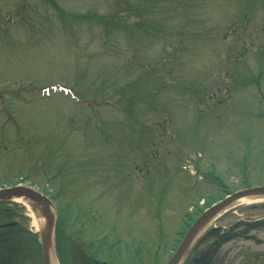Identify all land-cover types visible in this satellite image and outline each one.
<instances>
[{
    "label": "rangeland",
    "instance_id": "obj_1",
    "mask_svg": "<svg viewBox=\"0 0 264 264\" xmlns=\"http://www.w3.org/2000/svg\"><path fill=\"white\" fill-rule=\"evenodd\" d=\"M15 183L55 204L59 264H165L191 217L264 187V0H0V187ZM0 216L41 264L31 210ZM246 218L261 243L226 242L228 264H264V200L213 224Z\"/></svg>",
    "mask_w": 264,
    "mask_h": 264
},
{
    "label": "flooded vegetation",
    "instance_id": "obj_2",
    "mask_svg": "<svg viewBox=\"0 0 264 264\" xmlns=\"http://www.w3.org/2000/svg\"><path fill=\"white\" fill-rule=\"evenodd\" d=\"M5 187H9V186H2L0 187V189L5 188ZM9 201L11 200H8V201L0 200V206L4 205L5 202H9ZM204 210L199 211L200 213L195 215V217H191V219L188 222H185L184 228H183L184 230L180 231V234H181L180 238L185 234L190 224ZM3 213L5 214V208L3 209ZM1 217L2 216H0V219ZM214 220H212V222L203 229V231L201 232V234L199 235V237L194 242L193 246L191 247V249L185 256L182 264H207V263L208 264H222L223 261L226 262L225 264H228L227 263L229 262L228 258L224 256H221L220 258L217 257L218 253H220L222 250L221 247L223 244H225L226 242L230 240L236 239L238 237H243V239H246V240H254L256 239L258 235H260L257 232L259 219H254V220H248L247 218L243 220L238 219V221H236L235 223H232L233 224L232 226L230 224H227V225L213 224ZM15 226H16L15 222H10V223L5 224L4 222L0 221V264H25L27 258L29 259L28 261H30V263L32 262L31 264H36L35 261H31L33 257L31 258L32 254L28 252L29 250L25 249L24 247H21L20 245L22 243H20L19 240L14 242V244L17 245V247H14L13 240H10L8 235L5 233L6 227L11 228ZM234 228L236 230H234ZM54 231L55 233L53 234V239H54L53 241H54V249L56 252L57 249H56V239H55L56 238L55 228H54ZM261 233L262 235H264V231L263 232L261 231ZM68 236L70 237V235ZM255 241L258 244L261 243V239H256ZM178 242L179 240H177V243ZM10 244H13V245L10 246ZM109 244H112V243H109ZM40 247H41V244H40ZM114 250H117V249H114ZM174 250L175 248H173L172 252H170V255L168 259L166 260V262L169 260L171 255L174 253ZM82 251L84 254H86L83 248H82ZM254 256H255L254 258H256V254ZM35 258L36 256L34 255V259ZM244 258H246L245 255H243L241 259L238 261H241ZM116 259H118V255ZM55 260H56V264H59L58 258L56 256H55ZM84 260H86L88 263L92 262L94 264H112L111 260H109L108 257H105V261H102L101 263L100 261H98L97 259L93 257H90V259L89 258L85 259V256H84ZM108 261H110V263ZM41 264H43L42 263V250H41ZM237 264L239 263L237 262Z\"/></svg>",
    "mask_w": 264,
    "mask_h": 264
},
{
    "label": "water",
    "instance_id": "obj_3",
    "mask_svg": "<svg viewBox=\"0 0 264 264\" xmlns=\"http://www.w3.org/2000/svg\"><path fill=\"white\" fill-rule=\"evenodd\" d=\"M249 195L264 196V187H252L235 191L205 210L187 229L176 251L166 264H181L183 258L205 226L229 204L241 197ZM16 198L25 201L35 217L43 220V226L39 230L42 263L49 264V254L51 251L53 252L52 238L55 219L54 206L51 200L41 191H37L29 185L15 184L0 189V200L6 201Z\"/></svg>",
    "mask_w": 264,
    "mask_h": 264
},
{
    "label": "bare ground",
    "instance_id": "obj_4",
    "mask_svg": "<svg viewBox=\"0 0 264 264\" xmlns=\"http://www.w3.org/2000/svg\"><path fill=\"white\" fill-rule=\"evenodd\" d=\"M240 190H243V189H240ZM236 191H239V190H236ZM233 192H235V191H233ZM14 200H16L17 202L21 203L27 209L29 208L28 204L25 201H23L21 199H17V198L14 199ZM263 200H264V196H262V195H249V196H244V197H241V198L235 200L231 204H229L225 209H223L221 212H219V214H221V213L229 210L230 208H232L234 206L240 205V204H246L248 202L263 201ZM33 222H34V225L38 228V230H40L42 228V226H43V220L42 219H38V218H36L34 216ZM49 257H50L49 264H56L55 255L53 254L52 251L50 252Z\"/></svg>",
    "mask_w": 264,
    "mask_h": 264
}]
</instances>
